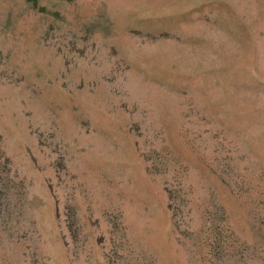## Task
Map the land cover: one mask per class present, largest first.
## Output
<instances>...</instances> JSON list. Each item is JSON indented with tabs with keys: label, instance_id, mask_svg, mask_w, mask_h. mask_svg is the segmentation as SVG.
<instances>
[{
	"label": "rangeland",
	"instance_id": "1",
	"mask_svg": "<svg viewBox=\"0 0 264 264\" xmlns=\"http://www.w3.org/2000/svg\"><path fill=\"white\" fill-rule=\"evenodd\" d=\"M0 264H264V0H0Z\"/></svg>",
	"mask_w": 264,
	"mask_h": 264
}]
</instances>
